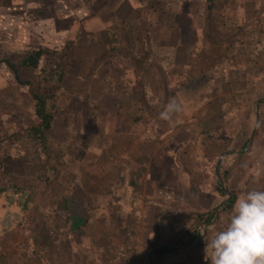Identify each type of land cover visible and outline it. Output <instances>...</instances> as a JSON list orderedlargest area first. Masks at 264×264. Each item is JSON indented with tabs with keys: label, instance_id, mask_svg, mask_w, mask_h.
<instances>
[{
	"label": "rangeland",
	"instance_id": "374dc122",
	"mask_svg": "<svg viewBox=\"0 0 264 264\" xmlns=\"http://www.w3.org/2000/svg\"><path fill=\"white\" fill-rule=\"evenodd\" d=\"M19 1L0 0V203H15L14 210L0 214V223H75L78 218L86 222L89 212L81 204L84 194L75 173L83 166L78 160L82 161L92 150L93 126H89V118L93 116L88 112L86 121V117L76 114L85 112L81 101L89 104V84L67 80V49L57 51L41 46L35 36L32 26L37 14L48 15L59 8L43 4V10L33 5L27 9L25 22ZM86 1V8L95 10L98 1ZM99 1L112 2L113 6L118 0ZM141 1L147 2L148 13L154 9L160 13L154 24L163 22L174 29L176 15L182 12L186 23L198 28L190 33L189 43L201 38L199 54L204 67L187 73L184 81L174 84L170 92L171 99L175 98L182 108H195L198 113L196 128L189 126L187 134L180 138L186 143L181 161L188 163L176 168L169 158L168 163L152 165L153 173L157 165L163 166L155 172L157 190L142 186L147 191V209L137 211L129 223H160V238L175 246L174 252L159 256L153 264H211L206 242L227 222L236 203H230L234 196L237 200L249 190H264V0ZM140 26L143 33L149 30L144 22ZM94 41L100 42L97 37ZM41 47L58 53L45 56L37 69L22 67L21 62ZM6 60L17 63L22 79L34 82L40 94L54 95L48 99V109L55 117L46 141L33 131L42 120L37 115L31 88L17 79ZM75 66L78 72L80 65ZM67 97L80 100H72L70 113L75 115L71 117L63 111ZM83 121L89 126L86 133L63 130L67 124L76 130ZM155 141L157 160L158 154L167 155V148L160 147L164 140L160 144L157 138ZM198 141L201 147L196 146ZM176 144L168 143L171 149ZM235 150L240 152L228 153L221 161L223 154ZM228 192L233 197L226 202L230 198ZM63 199L71 200L66 208L60 205ZM10 213L11 221L7 219ZM75 237L79 240V231Z\"/></svg>",
	"mask_w": 264,
	"mask_h": 264
},
{
	"label": "crops",
	"instance_id": "0c3cea01",
	"mask_svg": "<svg viewBox=\"0 0 264 264\" xmlns=\"http://www.w3.org/2000/svg\"><path fill=\"white\" fill-rule=\"evenodd\" d=\"M96 1L95 10L86 8V0L19 1L25 22L27 9L33 5L43 9V4H55L59 8L48 15L37 14L32 26L35 36L41 46L57 51L67 49V80L89 84V104L81 101L85 112L76 115L81 118L92 113V150L82 161L78 160L83 166L75 173L84 194L81 204L89 214L84 223H0V264H123L126 260L130 264H153L154 259L161 257L156 246L175 247L160 238V223L129 221L137 211L147 209V191L142 186L157 190L155 172L163 166L157 165L153 173L152 165L168 163L171 158L173 165L180 168L177 165L185 162L181 155L186 143L180 138L187 134L189 126L196 128L198 113L195 108L186 111V107L170 119L163 118L162 113L171 100L174 84L184 81L187 73L204 67L199 54L201 38L189 43L190 33L198 28L189 26L182 12L176 15L174 29L160 22V17V23L154 24L160 13L155 9L148 13L147 2L141 0H118L113 6L112 2ZM62 20L65 22L60 25ZM143 22L149 28L146 33L139 27ZM95 37L100 42L94 41ZM76 63L80 65L78 72ZM66 89L72 91L70 87ZM74 99L80 101L78 97ZM66 100L63 111L71 117L75 115L70 113L73 102L68 97ZM89 126L83 121L76 130L70 124L63 130L86 133ZM156 138L160 141L157 144L164 140L160 147L167 148V155L158 154L157 160ZM169 142L177 144L171 149ZM200 142H196L197 147H201ZM61 201L63 208L71 204V200ZM13 208L15 203H3L0 214ZM7 219H13L12 213ZM75 226L81 232L79 240Z\"/></svg>",
	"mask_w": 264,
	"mask_h": 264
},
{
	"label": "clouds",
	"instance_id": "9594fccd",
	"mask_svg": "<svg viewBox=\"0 0 264 264\" xmlns=\"http://www.w3.org/2000/svg\"><path fill=\"white\" fill-rule=\"evenodd\" d=\"M182 111L171 99L162 117L170 119ZM211 264H264V190L242 194L222 228L206 242Z\"/></svg>",
	"mask_w": 264,
	"mask_h": 264
},
{
	"label": "trees",
	"instance_id": "16d2710c",
	"mask_svg": "<svg viewBox=\"0 0 264 264\" xmlns=\"http://www.w3.org/2000/svg\"><path fill=\"white\" fill-rule=\"evenodd\" d=\"M50 53L52 54H57V51H52L49 48L46 47H41L37 51H35L33 54H31L28 58H26L24 61L21 62V66L28 68V69H37L40 66V63L42 59L49 55ZM6 63L8 66L11 68L13 73L16 75L17 79L31 88V93L34 97V99L37 101V115L38 117L42 120V123L39 127L33 128L34 134L41 139L42 141H46V134L48 131H50L53 127V121H54V114L49 111L48 109V99L54 97V95L50 96H45L40 94L38 91L35 90V85L34 82L32 81H24L21 77L20 73V68L18 67L17 63H14L11 60H6ZM223 192V191H222ZM236 201V196L232 199L230 202L231 204L235 203ZM197 237H201V234L197 233ZM156 249L158 253L161 254L162 257L167 256L168 254L174 252L176 250L175 247L173 246H156Z\"/></svg>",
	"mask_w": 264,
	"mask_h": 264
},
{
	"label": "water",
	"instance_id": "95a60500",
	"mask_svg": "<svg viewBox=\"0 0 264 264\" xmlns=\"http://www.w3.org/2000/svg\"><path fill=\"white\" fill-rule=\"evenodd\" d=\"M250 144H252V141H251V143ZM240 151H232V152H229V153H239ZM228 155V153H225L223 156H222V158H224V157H226ZM228 194L230 195V198L226 201V202H228V201H230V199L233 197L229 192H228ZM77 203H78V201H76ZM223 205H224V203H223ZM80 220H81V223H84V220L83 219H80V218H78L76 221H75V223L77 222V223H79L80 222ZM75 230H76V232L78 231V227L77 226H75ZM80 232V231H79ZM80 234H81V232H80Z\"/></svg>",
	"mask_w": 264,
	"mask_h": 264
},
{
	"label": "flooded vegetation",
	"instance_id": "af4514ba",
	"mask_svg": "<svg viewBox=\"0 0 264 264\" xmlns=\"http://www.w3.org/2000/svg\"><path fill=\"white\" fill-rule=\"evenodd\" d=\"M197 82V81H196ZM195 84V83H194ZM193 85V84H192Z\"/></svg>",
	"mask_w": 264,
	"mask_h": 264
}]
</instances>
